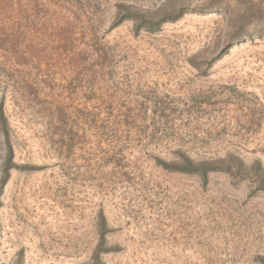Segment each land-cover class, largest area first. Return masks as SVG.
Returning <instances> with one entry per match:
<instances>
[{
	"label": "rangeland",
	"instance_id": "1",
	"mask_svg": "<svg viewBox=\"0 0 264 264\" xmlns=\"http://www.w3.org/2000/svg\"><path fill=\"white\" fill-rule=\"evenodd\" d=\"M26 1L19 41L44 49L24 87L0 74L18 167L0 197V264H92L102 211L117 250L103 264H264L257 184L156 164L264 167V0ZM121 5L183 16L137 32L116 26ZM6 158L0 130V182Z\"/></svg>",
	"mask_w": 264,
	"mask_h": 264
},
{
	"label": "trees",
	"instance_id": "2",
	"mask_svg": "<svg viewBox=\"0 0 264 264\" xmlns=\"http://www.w3.org/2000/svg\"><path fill=\"white\" fill-rule=\"evenodd\" d=\"M119 8L123 13L119 15L116 26L127 21L137 23V32L142 29L155 30L159 25L176 21L183 16H167L158 23H153L144 13L133 11L131 7L121 5ZM32 7L26 0H0V74H4L5 86L24 87L25 77L20 76L26 68L38 69L37 58L42 56L43 47L35 45H23L19 39H26L28 26L32 24ZM36 17H39L38 9H35ZM43 48V49H42ZM97 52V51H96ZM30 84L29 87H32ZM0 130L2 131L7 145V158L4 168V176L0 182V197L4 188L11 178V172L17 169L15 164V151L12 144V128L6 113V96L3 95L0 102ZM156 164L171 173H181L189 176L200 177L202 183L208 184L211 173H226L236 179H247L257 184V190L264 191V167L257 162L251 168L247 167L243 160L235 156L225 159H209L194 161L193 159L180 155L176 160L168 163L156 160ZM99 242L97 244L92 264H103L102 256L117 252L115 248L109 247L107 235L109 233L108 222L104 212L98 217Z\"/></svg>",
	"mask_w": 264,
	"mask_h": 264
}]
</instances>
